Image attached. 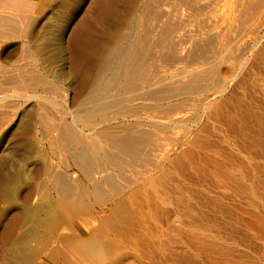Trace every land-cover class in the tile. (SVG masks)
<instances>
[{"label": "rangeland", "instance_id": "rangeland-1", "mask_svg": "<svg viewBox=\"0 0 264 264\" xmlns=\"http://www.w3.org/2000/svg\"><path fill=\"white\" fill-rule=\"evenodd\" d=\"M107 1L22 0L32 10L33 17H28L30 24L25 22L26 18L27 24L21 22L16 26L19 30L6 33L7 38L5 32L0 37L1 68L11 67L16 72L9 74L16 73L18 79L24 76V80L33 69L36 71L33 78L42 80L41 84L37 79L30 80L32 72L28 80L33 86L24 85L21 78L17 79L19 85L15 81L16 86L14 81L9 84L5 78L4 81L0 79V95L6 92L5 96H0V106L4 104L5 109L9 106L8 109L16 113L9 111L11 119L7 118V124L1 126L3 130L0 128V264H175L177 238L183 233L190 234L191 222L197 216L205 217L209 207L206 205H210L213 198L221 199L226 193L224 187L232 193L227 186L231 181L228 172L232 168L237 174L244 139L256 137L257 114L264 108V7L263 11L260 6L256 9L253 21L249 10L245 9L243 17L250 19H245L248 21L241 23V27L239 24L236 28L239 33H234V39L205 43L207 48H203L204 45L200 48V45L201 50L192 49L191 44L199 36H207V23L203 26L199 22L202 16L193 14L189 26L192 31L182 47H188L186 54L192 50L199 53L192 51L186 60L177 61L167 72H173L172 75L180 70V76L183 73L184 77L192 68L220 60L216 77L220 78L214 81L219 82L218 86L212 82L214 86H209L208 90L200 88L202 93L197 90L196 96L205 97L206 101L194 102L193 106L197 104L189 106L190 110L182 106L180 110H184L182 114L187 117L175 126H144L152 114L158 117V112L163 116L164 113L154 110L153 103L145 109L144 106L136 109V117L143 118L140 127L151 130V141L153 144L155 139L153 145L154 149L158 145L157 151L152 150L149 160L137 164L131 163L129 156L131 160L118 157L117 161L106 165L107 171L94 169L90 173L87 170L92 175L93 180L90 179L84 164L73 161L70 153L67 155L65 142L61 143L59 135L52 132L54 127L50 131L40 130L35 124L40 101L52 112L57 109L58 117L64 110L67 116H62L69 122L72 119L70 125L76 127L71 110L76 107L73 110L76 112L82 98L88 97L100 71V60L109 57L115 39L123 31L128 32L130 19L135 17L141 19L142 27H148L144 23L145 14L136 11L137 0ZM157 20L153 17L149 23L156 24ZM144 27L142 31L147 29ZM159 50L161 52L160 47L152 49L156 54H153L154 61L152 58L149 61L151 67L161 65L155 71L163 74L170 64L164 62L163 57L161 59ZM25 64L31 65L26 67ZM34 80L39 85H35ZM154 116L152 119H157ZM77 122L84 125L82 121ZM84 134L90 136L88 141L93 140L95 145L100 143L103 148L114 151L106 144L104 136L88 130ZM124 160L130 161V166L126 167L128 163ZM117 162L124 167L121 164L120 169ZM61 174L62 181V176L57 179ZM109 174L115 177L110 175L113 182L103 178ZM96 181L100 187L95 186Z\"/></svg>", "mask_w": 264, "mask_h": 264}, {"label": "bare ground", "instance_id": "bare-ground-1", "mask_svg": "<svg viewBox=\"0 0 264 264\" xmlns=\"http://www.w3.org/2000/svg\"><path fill=\"white\" fill-rule=\"evenodd\" d=\"M103 1L106 3L108 2L107 0ZM137 1L136 11H140L145 14V21L149 23L151 18L155 17V19H158V22L156 21V24H147L146 22H144L146 25H148V27H144L143 25L144 29H147L142 31L143 27L140 22L141 19L135 17L133 20L130 19V23L128 22L130 20L127 21L129 23V25L127 26V29L129 28L128 32H124L123 30V33L120 32L121 34L119 32H116L120 35L118 36V38H116L117 36L115 35L113 36L116 38V43L114 42L115 45L113 43V48L112 50H110L111 52L107 50L110 52L109 57H107L108 54H106L107 59L104 61L100 60V71L90 87V92L87 93L88 97L85 95L87 98H82V103H79L81 110H85L86 113L84 114L83 111H80V108H77L76 112L73 111L76 107L74 109L72 108L73 110H71L70 108L68 109L72 112L70 113L73 115L72 117H74L73 122H75L74 124H77L76 127H73V124H71L72 126L70 125L72 119L71 122H69L70 120L68 121L62 116L64 115V113H66L64 110L61 111L62 115L58 117V115H56V113H58L56 112L57 109H55V111L52 109V112L50 108H47V105H44L46 103L42 104L39 101L37 104V108L39 109L37 124H35L37 125V128L40 130H49L51 129V127H54L52 132L54 135L55 133L59 135L58 137H60L61 143L65 142L64 145H62L64 147L66 146L68 150L67 155L68 153H70L74 158V160L72 158L73 161L84 164L83 166L86 167V172L87 170L90 171L94 169L107 171L109 167L106 165L112 163L111 161L113 160L117 161L118 157H131V163L135 164L142 163L143 160H145L144 162H146V159L149 160L151 151L156 150L158 145H156L154 149L155 145L153 144H155V139L153 144V139H151L153 137V133L151 132V130L150 132L148 131V129L146 130L145 127H140L143 124V121L141 120L143 118H140L141 115L139 116L138 114V116L136 117V109L138 110L140 108L141 110L142 106H144L145 109L146 107L151 106V104L153 103L152 108H155L154 110L157 109L164 113L163 116L162 114H160V112H158L161 116H158L159 118L156 115L154 116L152 114V118L154 116L157 119L153 120L152 118H147L148 120H145L146 122L143 124L144 126H147L149 124V126L153 125L156 127H168L170 125L175 126L178 123L181 124L182 122H184L187 116L182 114L185 111H181V107L183 106V109H185L184 107L188 106L187 108L188 110H190L189 106H196L197 103L193 106L194 102L199 101L202 103V101H206L205 97L196 96L197 90H199L200 88L208 90L209 86L211 87L214 83H216L214 81L220 78L219 76V78H216L220 60L217 61L215 59L213 60V62L207 61V66H198L192 68L187 71V74L184 77H182L184 75L183 73L182 76H180V70H177V72L174 71V74L172 75L170 73L173 72L168 73L167 71L171 69L177 61L184 60L189 54L192 53V51L194 52L197 50H201L200 48L203 47V45V48H205V43L209 45L208 43H218V41L224 40V38L225 40H227L226 42H229L228 40H230L231 38L234 39L232 36L235 32H238L236 31V28H238L239 24L240 27L243 26L241 23L248 21L245 19H250V17V20L253 21V19L255 18V11L258 10L257 8H259L260 6L261 10L263 11L262 7H264V0H173L172 2H170L171 0ZM245 9L249 10V18L243 17V14H246L247 12V10L245 11ZM28 10L29 8L24 5L22 1L19 4L17 3L16 6H13L9 11L4 9L0 10V27H3V29H0V37H3L2 35L5 34V37L7 38L6 33H14L15 31L13 32V30L18 29L16 28L18 23L22 22V25H24L27 24L25 22H28V24H30L28 21V17H30L29 15H32L33 13L32 10H29V12ZM216 11L220 12L217 14ZM30 12L31 14H29ZM193 14H196L197 16L199 15V17L202 16L200 18V21L199 19L198 21L203 26L205 23H207L206 26L208 28H205L208 31L206 37L203 35L204 37L199 38V36V39L197 38L191 44L193 47L192 49L197 50L191 49V53L186 54L187 50L189 49H185L188 47L182 46L185 44L187 37L190 36V32L192 31L189 29L191 28L189 26L193 22V19L191 17ZM26 18L28 19L25 21ZM203 26L200 27L204 28ZM25 28H27V25ZM211 28L213 29L212 31H210ZM16 36L18 37V35ZM156 47H160L161 49L162 55H159L161 59L163 57L164 62H169L171 66L170 67L168 64L167 66H169V68L165 67V70H163L165 71V73L163 74L156 73L157 71L155 70L158 66L156 67L153 64L154 62L152 64L155 67H151L152 65H150L149 60L151 58L153 59V57L155 56L153 55L155 52L153 53L152 49L155 50ZM207 50L204 49V51ZM223 50H225V48ZM156 52L158 53V49ZM214 53L216 54V52ZM208 59L210 60L211 58ZM194 61L196 62V60ZM0 65V75L4 76L7 73L9 74L11 72H16V70L14 71V69H11V67L8 68L9 66L5 67L6 65H3V67L5 68H1L2 64ZM25 65L27 67L31 64ZM176 66L178 65L176 64ZM26 67L24 66L25 69H27ZM159 67L162 66L160 65ZM18 69L17 71L19 72ZM183 69L185 70V68ZM25 71L28 72V70ZM25 71L20 72L24 75ZM34 71L35 70L33 69L29 70V75L32 72L30 75L32 79L30 80H38V78L35 77L37 76L36 74L34 75L35 78H33L32 74ZM8 74L6 77H0V79L3 81L6 79L9 84H12V81H14L13 83L16 86L17 84H15V81L18 79L16 73L15 75ZM29 75H26L28 76V79L30 78ZM23 77L24 76L19 77V79H23L21 80V82L24 85L31 86L32 84H34L28 79L24 80ZM18 80L16 81V83H18ZM37 80H34L35 85H39L36 84ZM41 81L38 80V83H40ZM212 82L214 83L212 84ZM218 83L219 82H217L216 85ZM6 84L7 83L5 82V85ZM0 88H2V85H0ZM3 93L4 92H2V95L0 96H5L3 95ZM37 95L38 94H36V96ZM54 97H56V95H54ZM5 104L8 105L7 103ZM3 106L5 105L3 104ZM3 106H0V128H2V130L3 127L1 126H4V124L6 125V122H8L7 118L11 119L12 116L11 114H9L10 112H12L10 111V109H8L9 106L7 109H5L6 106L4 108ZM147 109L149 110V108ZM11 110H13L14 112V109ZM79 111L83 113V115ZM13 112L12 114H16ZM54 112L55 114H53ZM138 112L140 113V111ZM58 114L60 115V113ZM155 114H157V112ZM77 121H82V125H84H79ZM110 129H116L117 132L113 133V130L110 131ZM85 130H88L91 134L97 133L104 136L103 138H105L106 144L111 148H114V151L111 152V150L109 151L108 148H103L100 143H98L99 145H95V142L93 140L88 141V137L90 136L87 137L84 134ZM149 143L150 145L152 144L151 146H153V148L149 146ZM131 159L129 158L128 160ZM238 159V165L240 167L238 166L239 169L237 171V174L232 172V168L230 169L231 171L228 172V179L231 181L227 182V186L229 187V189H231L232 193L230 192V190L228 193L227 188L224 187L226 193L224 194V196H222L223 198L221 197L222 200L220 198L219 200H217V198H213L217 197L214 195L212 197L213 199H211L212 201H209L211 202L210 205H206V207H209H207V211L205 210L207 212V214H204L205 217L203 218L197 216V218H194L193 222H191L192 229L189 235L188 233L187 235H184L183 232V234H180V236L176 240L177 247L174 249L175 264H264V108L259 110L257 114L256 137L253 140L244 139L241 148V154ZM124 162L128 163L125 160ZM129 163L125 164V166L127 167ZM121 164L119 165V167L121 166L120 169H122ZM82 169L84 168L82 167ZM130 170L128 169V171ZM88 175L90 174L88 173ZM110 175L111 174H109L108 176L105 175V177L103 178H106V181H111L115 177L111 175L113 177L111 179ZM91 176L92 175H90V177ZM126 177H128V175ZM58 178H61V181L64 179L62 174L60 175V177L58 176L57 179ZM90 179L93 180L92 177ZM111 182H113V180ZM98 183L99 181H96V187H100ZM65 189H69L68 186L65 187ZM97 189L100 190V188ZM100 191H98L99 194ZM189 211L191 212V208Z\"/></svg>", "mask_w": 264, "mask_h": 264}, {"label": "crops", "instance_id": "crops-1", "mask_svg": "<svg viewBox=\"0 0 264 264\" xmlns=\"http://www.w3.org/2000/svg\"><path fill=\"white\" fill-rule=\"evenodd\" d=\"M22 0H0V10L16 6L17 3L19 4ZM25 1H30V0H25ZM33 2V0H31ZM26 2H24V5Z\"/></svg>", "mask_w": 264, "mask_h": 264}]
</instances>
